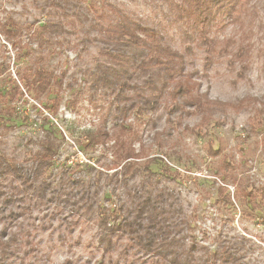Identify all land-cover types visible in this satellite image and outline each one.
Returning a JSON list of instances; mask_svg holds the SVG:
<instances>
[{
    "label": "rangeland",
    "instance_id": "obj_1",
    "mask_svg": "<svg viewBox=\"0 0 264 264\" xmlns=\"http://www.w3.org/2000/svg\"><path fill=\"white\" fill-rule=\"evenodd\" d=\"M110 1L154 25L165 42L185 54L186 71L199 84L194 94L208 93L221 104L202 123L197 109L181 113L151 97L140 72L138 88H96L90 73L110 60L94 33L85 42L82 31L70 30L66 40L57 37L41 47L31 28L50 17L58 21L45 12H54L44 9L46 0H0V160L31 166L39 142L52 130L61 146L46 173L50 188L68 173L99 184L94 210L86 212L62 202L59 209L54 201L24 195L12 176L0 178V229L5 227L0 264H153L154 255L135 246L129 235L107 251L98 212L114 209L119 221L124 200L131 203L132 196L157 188L179 198L188 221L185 243H198L199 257L206 252L201 246L212 254L224 241L244 236L238 257L245 264H264V0L247 2L241 22L218 12L213 0H200L204 9L211 6L205 42L194 0ZM4 25H13L16 36L4 32ZM36 55L62 82L38 99L20 81ZM140 88L150 101L130 110ZM55 99L60 104L53 114ZM104 130L112 135L109 142L94 143L93 136ZM117 137L140 154L139 172L127 176L131 196L112 178L115 170L106 167L117 161ZM152 157L150 174L144 164ZM46 193L51 197V189Z\"/></svg>",
    "mask_w": 264,
    "mask_h": 264
},
{
    "label": "trees",
    "instance_id": "obj_2",
    "mask_svg": "<svg viewBox=\"0 0 264 264\" xmlns=\"http://www.w3.org/2000/svg\"><path fill=\"white\" fill-rule=\"evenodd\" d=\"M199 1L194 0V9L199 13L197 22L201 25V37L205 42L209 40L206 32L210 24L205 13L211 10L209 8L211 6L207 5L204 9ZM213 1L219 6L218 12L233 15L231 22H241L247 2L250 0ZM75 6L80 7L74 8ZM44 9H52L54 12L49 13ZM44 9L50 16L56 15L58 21H52L50 17L44 24L31 28V36L39 40L41 47L57 37L63 36L62 40H66L64 38L70 30H75L76 33L78 30L82 31L86 36L85 42H89V36L94 33L102 43L100 49L110 61L100 64L94 72L90 73L96 88L116 86L119 87V92H124L127 87L138 88L139 81L135 78L139 76L137 72H140L144 74L143 83L152 90L151 97L158 96L159 99L168 101L169 104H173L175 110L181 113L191 114L193 111L189 108L197 109L203 114L202 123L209 122L210 116L221 104L218 100L211 99L208 93L194 94L199 84L186 71L185 54L165 42L162 34L154 25L133 16L123 9L122 5L110 0H46ZM12 27L13 25L7 27L4 25L2 30L9 35L16 36V33H11ZM42 60L41 56L36 55L35 59L32 57L27 67L23 68L24 70L20 73V81L24 88L37 99L49 91L55 83L62 86L61 79L48 69ZM14 88L19 94L24 95L17 84ZM154 90L159 91L156 93ZM139 91L141 88L135 91L139 98L135 104L132 102L130 110L150 101L146 93L142 94ZM59 104L60 99H55L53 109H51L53 114H56ZM123 112V121H126L128 111L124 109ZM49 132L50 135L48 134L44 140L39 142V149L34 152V162L31 166H22L17 161L0 160V178L6 175L12 176L24 186V195H35L43 202L45 200L54 201L59 209H61L59 203L62 202L76 211L81 208L86 212L93 211L96 204L94 198L98 194L96 189L99 184L80 178L76 179L72 176L73 174L69 176L68 173L59 179L55 187L50 188L52 183L47 181L46 173L53 165V159L61 144L57 141L56 133L52 130ZM59 133L64 138L61 131ZM110 138H112L110 131L104 130L98 132L92 139L94 143L105 144ZM114 148L117 161L106 167L109 170H115L112 178L121 181L126 188L127 195L131 196V189L128 188L127 182L130 176L132 177L140 170L137 160L140 154L131 145H127L126 141H122L121 137L115 139ZM153 158H149L144 164V168L150 174L153 172L150 169ZM99 173L104 174L102 171ZM93 187L95 191L91 192ZM48 188L51 189V197L46 195ZM131 200V203L124 200V205L119 207L120 211L125 210L119 221L116 219L114 209L109 212L103 210L98 212L107 251H111L115 244L129 235L135 246L154 255L153 264H245L238 257L241 249L239 244L246 240L244 236L240 238V241H224L219 249L211 252L212 254H209V250L207 251L208 247L201 246L206 252L200 257L196 253L198 243L193 242L189 245L185 243V225L188 221L184 217L179 198L172 190L157 188L152 192L136 194ZM228 201L232 203L230 195ZM3 232H5V227L0 229L1 235ZM0 244L3 245L1 236ZM4 246H9V243ZM124 249L127 250V248Z\"/></svg>",
    "mask_w": 264,
    "mask_h": 264
}]
</instances>
